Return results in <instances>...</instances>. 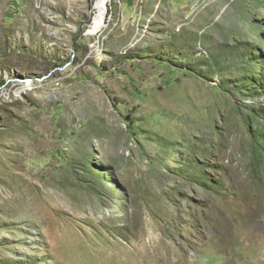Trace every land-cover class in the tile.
Here are the masks:
<instances>
[{
	"label": "rangeland",
	"instance_id": "1",
	"mask_svg": "<svg viewBox=\"0 0 264 264\" xmlns=\"http://www.w3.org/2000/svg\"><path fill=\"white\" fill-rule=\"evenodd\" d=\"M121 1L0 0V264H264V0Z\"/></svg>",
	"mask_w": 264,
	"mask_h": 264
},
{
	"label": "bare ground",
	"instance_id": "2",
	"mask_svg": "<svg viewBox=\"0 0 264 264\" xmlns=\"http://www.w3.org/2000/svg\"><path fill=\"white\" fill-rule=\"evenodd\" d=\"M108 2L109 0H95V4L93 6L94 17L93 23L87 29L88 35H95L97 33V29L105 23L106 14L108 12ZM95 28L94 31H91Z\"/></svg>",
	"mask_w": 264,
	"mask_h": 264
},
{
	"label": "crops",
	"instance_id": "3",
	"mask_svg": "<svg viewBox=\"0 0 264 264\" xmlns=\"http://www.w3.org/2000/svg\"><path fill=\"white\" fill-rule=\"evenodd\" d=\"M134 2L135 0H122L121 1V4H122V7H121V11H120V19L124 22H127V21H133V18H134V11H133V7H134ZM173 5H175L176 7L179 8L180 12H183V9L185 6L183 5H186L188 3V0H173ZM125 5H128V9H127V14L124 12V7ZM188 13V10H185L184 11V14L186 15Z\"/></svg>",
	"mask_w": 264,
	"mask_h": 264
},
{
	"label": "water",
	"instance_id": "4",
	"mask_svg": "<svg viewBox=\"0 0 264 264\" xmlns=\"http://www.w3.org/2000/svg\"><path fill=\"white\" fill-rule=\"evenodd\" d=\"M94 4H95V0H91L92 7L94 6ZM93 17H94V11H93V8H92L90 18L87 21H84L81 24L79 33H78L76 38H79V37L84 36V35L87 34V29L86 28L91 26V24L93 23Z\"/></svg>",
	"mask_w": 264,
	"mask_h": 264
}]
</instances>
